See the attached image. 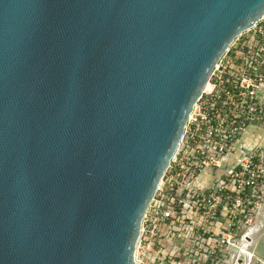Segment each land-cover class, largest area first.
Instances as JSON below:
<instances>
[{"label":"water","instance_id":"water-1","mask_svg":"<svg viewBox=\"0 0 264 264\" xmlns=\"http://www.w3.org/2000/svg\"><path fill=\"white\" fill-rule=\"evenodd\" d=\"M264 0H0V264H137L195 104Z\"/></svg>","mask_w":264,"mask_h":264},{"label":"built area","instance_id":"built-area-1","mask_svg":"<svg viewBox=\"0 0 264 264\" xmlns=\"http://www.w3.org/2000/svg\"><path fill=\"white\" fill-rule=\"evenodd\" d=\"M263 20L238 36L213 69L209 86L205 87L185 126L179 144L182 147L177 149L173 164L167 170L172 171L168 187L157 192L147 209L137 249L140 247L145 254L155 247L157 259L153 264H184L183 259L196 252V248L191 247V243L197 241L193 236L196 227L204 229L205 239L212 241L215 240L211 236L222 232L223 222L218 216L222 202L218 196L227 186H221L218 181L211 187L196 186L195 180L206 167H214V175H218L216 169L226 167L235 156V165L227 170V176H233L235 172L246 176L245 190L249 193L255 184L252 170L255 156L245 146L238 151L237 145L251 128L264 126ZM186 176L192 181L187 187L190 204L184 198L177 199L172 195L176 191L173 180ZM228 191L232 190H226L225 194ZM210 217L216 220L211 228L206 224ZM229 225L231 227L233 223ZM231 234L222 236V243L225 237L229 241L233 237ZM208 256L213 258L214 254Z\"/></svg>","mask_w":264,"mask_h":264},{"label":"rangeland","instance_id":"rangeland-1","mask_svg":"<svg viewBox=\"0 0 264 264\" xmlns=\"http://www.w3.org/2000/svg\"><path fill=\"white\" fill-rule=\"evenodd\" d=\"M241 146L250 148L249 153L255 156L252 164V170L255 172V184L249 193L245 190L247 187L246 176L236 175V172L233 176H227V170L235 165V156L231 157L226 167L216 169L218 175L213 176L214 184L218 181L221 186H227L224 191L219 192L218 196V200L222 202L218 210L220 221L223 222L222 232L214 235V237L211 236L215 240L212 241L208 238L205 239L204 229L199 230V227H196V229L194 227L197 232L193 236L197 241L191 243V247H195L196 252L193 251L191 256L189 255L188 258L183 259L184 264H264V126L251 128L249 134L238 143V151ZM181 147L182 145L178 149H181ZM171 163L173 164V160ZM211 169L215 170L214 167H211ZM171 172L166 171L160 182L158 193L165 191L168 187V178ZM191 182L187 176L175 178L173 186L176 191H173L172 195L177 199L184 198L186 203L189 202L187 200V187L191 186ZM226 190L232 191L225 194ZM238 199L240 202L237 201ZM215 221V218L210 217L207 219L206 224L211 228ZM230 223H233L231 227ZM229 232L232 233L233 237L229 238V241L225 237L226 240L222 243V236ZM206 234L211 235L210 233ZM197 242H199V245L196 244ZM155 251L156 248L151 247L144 254L140 247L136 248V263L153 264L157 259ZM211 254H214L213 258L208 256ZM216 255L217 257H215Z\"/></svg>","mask_w":264,"mask_h":264},{"label":"crops","instance_id":"crops-1","mask_svg":"<svg viewBox=\"0 0 264 264\" xmlns=\"http://www.w3.org/2000/svg\"><path fill=\"white\" fill-rule=\"evenodd\" d=\"M215 170L206 167L201 175L195 180V185L199 187H211L214 182H213V176H214Z\"/></svg>","mask_w":264,"mask_h":264},{"label":"bare ground","instance_id":"bare-ground-1","mask_svg":"<svg viewBox=\"0 0 264 264\" xmlns=\"http://www.w3.org/2000/svg\"><path fill=\"white\" fill-rule=\"evenodd\" d=\"M207 86H209V84Z\"/></svg>","mask_w":264,"mask_h":264}]
</instances>
